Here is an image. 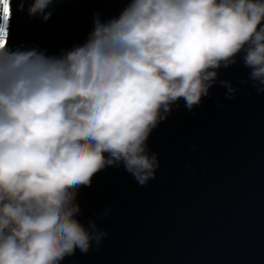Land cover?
I'll list each match as a JSON object with an SVG mask.
<instances>
[{
  "label": "clouds",
  "instance_id": "9594fccd",
  "mask_svg": "<svg viewBox=\"0 0 264 264\" xmlns=\"http://www.w3.org/2000/svg\"><path fill=\"white\" fill-rule=\"evenodd\" d=\"M52 3L29 16L47 21ZM6 45L0 27V264H60L103 235L77 219L78 190L111 165L154 178L147 140L173 104H199L241 51L264 85V0H128L58 56Z\"/></svg>",
  "mask_w": 264,
  "mask_h": 264
},
{
  "label": "water",
  "instance_id": "95a60500",
  "mask_svg": "<svg viewBox=\"0 0 264 264\" xmlns=\"http://www.w3.org/2000/svg\"><path fill=\"white\" fill-rule=\"evenodd\" d=\"M31 2L21 10L11 0L6 47L58 56L128 0H53L47 21L29 16ZM243 55L217 70L199 104L189 109L181 98L152 129L154 178L141 185L111 165L78 190L77 219L103 235L60 264H264V85Z\"/></svg>",
  "mask_w": 264,
  "mask_h": 264
},
{
  "label": "trees",
  "instance_id": "16d2710c",
  "mask_svg": "<svg viewBox=\"0 0 264 264\" xmlns=\"http://www.w3.org/2000/svg\"><path fill=\"white\" fill-rule=\"evenodd\" d=\"M5 21L3 19L2 14H0V27H4Z\"/></svg>",
  "mask_w": 264,
  "mask_h": 264
}]
</instances>
